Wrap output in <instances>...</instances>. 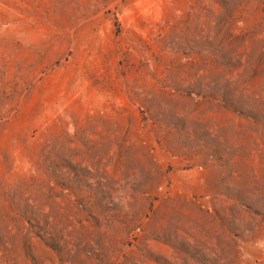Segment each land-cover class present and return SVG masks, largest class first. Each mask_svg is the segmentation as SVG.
Returning <instances> with one entry per match:
<instances>
[{
  "label": "rangeland",
  "instance_id": "obj_1",
  "mask_svg": "<svg viewBox=\"0 0 264 264\" xmlns=\"http://www.w3.org/2000/svg\"><path fill=\"white\" fill-rule=\"evenodd\" d=\"M0 264H264V0H0Z\"/></svg>",
  "mask_w": 264,
  "mask_h": 264
}]
</instances>
